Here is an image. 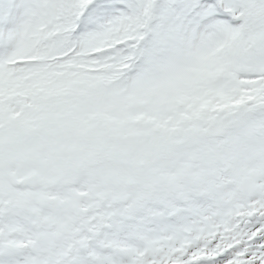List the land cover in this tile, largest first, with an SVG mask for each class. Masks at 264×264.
Here are the masks:
<instances>
[{"label":"snow or ice","instance_id":"1","mask_svg":"<svg viewBox=\"0 0 264 264\" xmlns=\"http://www.w3.org/2000/svg\"><path fill=\"white\" fill-rule=\"evenodd\" d=\"M0 264H264V0H0Z\"/></svg>","mask_w":264,"mask_h":264}]
</instances>
